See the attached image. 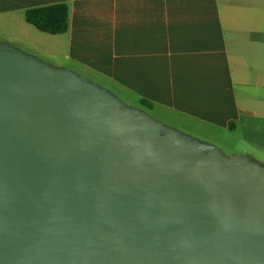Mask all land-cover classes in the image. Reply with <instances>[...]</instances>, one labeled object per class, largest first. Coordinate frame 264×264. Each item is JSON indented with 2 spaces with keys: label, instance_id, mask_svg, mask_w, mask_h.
I'll list each match as a JSON object with an SVG mask.
<instances>
[{
  "label": "water",
  "instance_id": "obj_1",
  "mask_svg": "<svg viewBox=\"0 0 264 264\" xmlns=\"http://www.w3.org/2000/svg\"><path fill=\"white\" fill-rule=\"evenodd\" d=\"M0 264H264V164L0 42Z\"/></svg>",
  "mask_w": 264,
  "mask_h": 264
},
{
  "label": "crops",
  "instance_id": "obj_2",
  "mask_svg": "<svg viewBox=\"0 0 264 264\" xmlns=\"http://www.w3.org/2000/svg\"><path fill=\"white\" fill-rule=\"evenodd\" d=\"M58 2L71 60L182 127L240 143L233 154L264 157V0H0V23L27 31V8Z\"/></svg>",
  "mask_w": 264,
  "mask_h": 264
},
{
  "label": "rangeland",
  "instance_id": "obj_3",
  "mask_svg": "<svg viewBox=\"0 0 264 264\" xmlns=\"http://www.w3.org/2000/svg\"><path fill=\"white\" fill-rule=\"evenodd\" d=\"M21 21L27 25L29 30L24 31L17 24H3L0 23V42L8 41L12 45L16 42L20 43L22 48H19L29 54L36 56L45 63L53 65L55 67L70 68L76 71L79 75L92 80L97 83L99 86L105 87L112 92H114L118 97H120L126 104L142 107L139 101L133 97H130L128 94L120 91L118 88L112 85L109 81H106L103 78L98 77L93 72L83 68L77 62L71 60L66 55V47L68 44V39L64 34H48L37 30L34 26L27 24L23 18ZM15 46V45H14ZM147 110V109H145ZM152 116L157 119H160L162 122L169 126L176 127L185 133L201 140L214 144L220 148L227 155L233 154L232 152L240 149V143H222L220 140H216L210 136L200 134L194 131L191 127H182L175 122V119L168 117H162L158 112L152 111L151 109L147 110ZM237 138V137H235ZM253 154L250 155L255 160L264 164V157L258 153L252 151Z\"/></svg>",
  "mask_w": 264,
  "mask_h": 264
},
{
  "label": "trees",
  "instance_id": "obj_4",
  "mask_svg": "<svg viewBox=\"0 0 264 264\" xmlns=\"http://www.w3.org/2000/svg\"><path fill=\"white\" fill-rule=\"evenodd\" d=\"M24 20L37 30L48 34H60L68 27V7L64 2L35 6L24 11ZM144 109H151V103L141 99Z\"/></svg>",
  "mask_w": 264,
  "mask_h": 264
}]
</instances>
